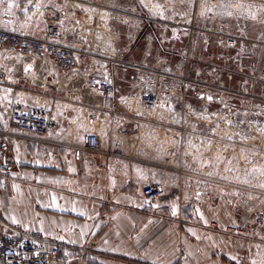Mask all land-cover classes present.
<instances>
[{"label":"crops","instance_id":"crops-1","mask_svg":"<svg viewBox=\"0 0 264 264\" xmlns=\"http://www.w3.org/2000/svg\"><path fill=\"white\" fill-rule=\"evenodd\" d=\"M121 1L100 3L116 6L122 13L117 19H121L130 12L127 7L120 8ZM10 2L17 5L11 13ZM80 3L3 0L0 27L39 37L50 18L67 24ZM103 14L77 15V24L70 28L66 42L75 48L105 50L111 33L105 24L108 15L104 18ZM109 23L118 28L113 46L131 44L121 39L125 29L133 31L134 40L142 36L143 30L130 22L109 19ZM92 29L97 41L90 37ZM145 29L154 34L152 27ZM0 68L10 74L0 84V165L8 157L12 171L7 187H0V230L5 234L38 230L65 249L57 264H264V246L254 244L259 241L257 237L248 241L226 230L239 223L237 215L243 208L222 197L214 198L211 204L201 192L191 193L189 183L180 179L184 173L169 171L171 186L163 187L148 203L141 188L147 177L160 180L155 164L146 167L138 159L108 165L109 159L76 143L63 139L41 142L17 130L8 116L11 96L20 95L34 104L42 97L61 100L65 90L71 89L73 94H80L81 106L91 105L95 97L87 92L77 73L61 74L51 60L33 62L2 47ZM67 113L73 115L71 110ZM195 196L198 202H192Z\"/></svg>","mask_w":264,"mask_h":264},{"label":"built area","instance_id":"built-area-1","mask_svg":"<svg viewBox=\"0 0 264 264\" xmlns=\"http://www.w3.org/2000/svg\"><path fill=\"white\" fill-rule=\"evenodd\" d=\"M157 1L153 8L147 9L141 0H136L140 9L141 6L144 7V11H136L137 5H133L129 14L132 15V22L129 17L115 19L118 22H130L139 30L144 28V21H150L152 27L158 25L164 33L168 29L173 37L181 32L202 36L204 48H207L210 41L222 47L223 51L216 54L219 64L228 63L240 68L257 67V75L264 78V0ZM79 14L75 9L67 24L63 25L50 18L39 37L18 34L13 29L0 27V47L32 59L33 62L51 60L61 74L71 71L77 73L84 88L95 97L91 105L81 106L80 94H73L71 89L65 90L61 100L42 97L34 104L25 101L20 95L11 96L8 103L11 122L22 134L41 142L63 139L68 143H76L81 149L96 152L109 159L108 165H112L114 161L133 163L140 159L146 167L155 164L184 173L178 164H185L190 153L204 156V148L200 142L194 141L190 131L199 133L200 129L195 125L166 124L167 133L159 138V131L155 132L160 102L158 92L155 89L140 88L137 84L136 90L122 93L121 85L109 72L111 60L107 59H110V54L95 48V57L91 55V47L75 48L66 42V35L70 28L76 26ZM111 17L114 16H108V20ZM107 31L111 33V44L107 45V51H110L114 48L112 46L117 37V28L109 23ZM128 35H132L134 39L133 31L128 32ZM162 35L160 34L161 37ZM96 37L98 39V35ZM9 75L8 69L0 68V84ZM141 79L143 77L139 76L138 83L142 82ZM260 107H264V103L258 102L255 106L256 109ZM224 108H227L223 111L225 118L220 122L216 134L214 178L216 183L223 180L227 187L234 188L239 180L248 178L258 169L254 168L253 159H246L240 151V145H248L247 137L240 144V138H232L228 134V131L237 128L236 123L230 119V114L235 111L227 105ZM68 110L73 112L72 116H68ZM198 137L201 138V135ZM2 148L3 143L0 141V152ZM261 156L264 157V153ZM204 169L200 174H204ZM260 172L264 176L261 168ZM11 178L9 160L4 157V164L0 165V187L5 189ZM161 188V182L147 177L143 181L141 192L145 200L151 203L160 194ZM199 192V187L191 188V193ZM192 202H198V198L195 196ZM256 223L263 225L264 216H256ZM64 254L62 245L43 236L38 230L28 233L13 231L10 234L0 230V264H57Z\"/></svg>","mask_w":264,"mask_h":264},{"label":"rangeland","instance_id":"rangeland-1","mask_svg":"<svg viewBox=\"0 0 264 264\" xmlns=\"http://www.w3.org/2000/svg\"><path fill=\"white\" fill-rule=\"evenodd\" d=\"M64 1L70 3V0ZM80 1L79 6L74 7L78 13L86 12L94 17L100 13H110L108 16H114L111 19L115 21L117 15L122 16L116 6H101V0ZM144 3L147 7H152L151 0H144ZM118 5L121 9L127 7L130 10L137 2L124 0ZM137 8L136 11H144L142 6L140 9L137 5ZM130 13L131 11L124 13L123 17H129L132 22ZM100 21L102 20L97 22ZM149 22H143L142 36L137 35L135 40L132 35H128L132 30H124L126 35L121 39L131 43L125 48H122L120 43L112 46L113 50L107 51V47L105 48L104 53L110 54V59H107L111 60L110 74L121 85L122 93L136 90L138 85L140 88L155 89L158 92L160 102L155 132L159 131V138L167 133L166 124L180 123L191 127L195 125L200 129L199 133L190 131L194 141L200 142L204 148V156L190 153L191 156L185 160V164L179 163V168L184 171L180 179L184 178L190 188L199 187V193L210 199L211 204L214 198L219 197L228 203L238 204L243 208L237 215L241 220L237 225L227 226L226 230L239 237L243 236L248 241L257 237L259 241L254 244L264 246V223H256V216H264V176L260 175V168L264 171V157L261 156L264 153V107L255 108L258 102L264 103V78L257 75L259 68L219 64L216 54L221 53L223 49L214 42L210 41L207 48H204L202 36L181 32L177 37H173L168 29L164 33L162 27L155 25L154 28ZM145 26L152 27L154 34L150 35ZM91 32L90 37L97 41V33ZM160 34H163L162 37ZM93 53L91 55L97 57L95 50ZM139 76L143 77L140 83L137 81ZM226 105L235 111L230 114V119L237 127L231 132L228 131V134L230 133L232 138H240V144L244 143V138L247 137L249 143L247 146L245 143L240 145V151L246 159H253L254 168L258 169L248 178L239 180L234 188L227 187L223 180L216 183L214 178L216 134L220 122L224 121L223 111L227 109L224 108ZM197 110L206 113L200 116ZM199 134L201 138L198 137ZM157 167V176L160 178L157 181L161 182L162 188L171 186L168 181L169 171L180 174L172 167ZM202 168H205L204 174H200Z\"/></svg>","mask_w":264,"mask_h":264},{"label":"bare ground","instance_id":"bare-ground-1","mask_svg":"<svg viewBox=\"0 0 264 264\" xmlns=\"http://www.w3.org/2000/svg\"><path fill=\"white\" fill-rule=\"evenodd\" d=\"M141 1L144 3V0H141ZM151 1L153 2V5H152V7H150V8H153V6H154V2H155V3H158V1H157V0H151ZM144 4H145V3H144ZM145 6H146V5H145ZM146 7H147V6H146ZM150 8L147 7V9H150ZM106 15H110V13H104V14H103V17L106 18ZM108 21H109L108 18H106V20H105V24H106V25H108ZM105 24H104V25H105ZM197 112L199 113L200 116H201L203 113H206L205 111L200 112V111H198V110H197ZM208 119H210V118H208ZM202 120H204V119H202Z\"/></svg>","mask_w":264,"mask_h":264},{"label":"snow or ice","instance_id":"snow-or-ice-1","mask_svg":"<svg viewBox=\"0 0 264 264\" xmlns=\"http://www.w3.org/2000/svg\"><path fill=\"white\" fill-rule=\"evenodd\" d=\"M0 2H3V0H0ZM29 2H30V0H29ZM14 6H17V5H15L14 2H10V3H8V11H9V13H11V9H12Z\"/></svg>","mask_w":264,"mask_h":264}]
</instances>
